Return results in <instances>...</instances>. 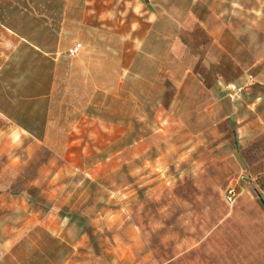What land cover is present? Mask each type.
I'll use <instances>...</instances> for the list:
<instances>
[{
  "label": "crops",
  "instance_id": "obj_1",
  "mask_svg": "<svg viewBox=\"0 0 264 264\" xmlns=\"http://www.w3.org/2000/svg\"><path fill=\"white\" fill-rule=\"evenodd\" d=\"M209 2L0 0V29H5L0 34L15 49L32 50L35 56H55L57 60L64 55L65 62L80 61L78 69L83 73L79 86L85 88L82 94L86 96L80 101L82 113L77 118L86 125L81 128L83 134H95L92 126L96 123L123 134L135 133L129 121L119 119L141 117L137 108L140 111L155 102L159 127L150 132V139L186 136L177 137L175 145L166 149L176 151V160L166 166L185 167L190 161L193 167L206 164L200 152L210 136L220 139L227 159L238 161L243 176L251 168L248 148L264 137L263 74L256 69L263 61L258 57L262 51L241 46L231 25L217 18ZM67 38L73 41L65 43ZM25 43L30 48L23 46ZM77 43L82 49L70 57L68 51ZM55 65L50 64L49 69L55 70ZM32 67H36L35 62ZM121 97L135 104L129 106L127 115L110 107ZM41 111L39 105H32L25 114L22 107L9 110L1 101L0 117H55ZM24 131L21 128V133ZM120 139H105L87 156L114 147ZM151 149L149 138L133 141L116 149L111 161L115 163V157L127 154L128 167L135 175L136 158L144 153L146 162V152ZM37 183L16 196L0 191V264H75L79 252L75 242L49 225L31 223ZM238 183L241 192L237 202L224 212V224L229 230L241 231L238 243L233 244L239 249L226 254L224 260L264 264V206L247 191L248 182ZM131 192L128 196L134 197ZM132 246H136L135 240L128 242L127 252L102 257L96 264H165L151 252L136 254ZM175 261L194 264L199 263V257L179 255Z\"/></svg>",
  "mask_w": 264,
  "mask_h": 264
},
{
  "label": "rangeland",
  "instance_id": "obj_2",
  "mask_svg": "<svg viewBox=\"0 0 264 264\" xmlns=\"http://www.w3.org/2000/svg\"><path fill=\"white\" fill-rule=\"evenodd\" d=\"M209 5L217 18L231 25L241 46L261 49L258 57L263 61L256 69L263 74L264 90V0H210ZM23 46L30 48L26 43ZM63 56L57 60L35 56L32 50L15 49L0 34V108L2 101L7 109L18 106L28 114L32 105H39L43 114L55 116L0 117V191L16 196L38 182L31 223L49 225L75 242L79 247L75 264H96L102 257L127 252L128 242L134 240L136 246L130 249L136 254L151 252L165 264H192L176 262L179 255L198 256L199 263L194 264H232L224 256L238 251L239 246L233 244L238 243L241 231L224 224V212L231 206L224 194L229 187L241 192L238 182H248L247 191L264 206V189L258 183L264 173V137L248 148L251 168L240 176L238 161L227 159L223 143L210 136L200 152L206 164L193 167L190 161L185 167L166 166L176 160V151L166 149L175 145L177 137L186 136L150 139V132L159 127L155 102L140 111L137 108L141 117L119 119L129 121L135 133L123 134L96 123L92 126L95 134H83L86 125L77 118L86 96L82 94L85 88L79 86L83 72L78 59L65 62ZM34 62L36 67H32ZM50 64H57L56 69L54 65L49 69ZM134 105L121 97L110 107L127 115ZM115 136L121 138L117 145L87 156L89 150ZM145 138L152 149L146 152V162L144 153L136 158L135 175L128 167L127 154L112 163L116 149ZM186 153L191 157V151ZM129 191L135 196L129 197Z\"/></svg>",
  "mask_w": 264,
  "mask_h": 264
},
{
  "label": "built area",
  "instance_id": "obj_3",
  "mask_svg": "<svg viewBox=\"0 0 264 264\" xmlns=\"http://www.w3.org/2000/svg\"><path fill=\"white\" fill-rule=\"evenodd\" d=\"M81 49H82V44L77 43L69 49L68 54L70 57H75L80 53ZM238 197H239V192L234 187H229L225 191L224 199L228 204L236 203Z\"/></svg>",
  "mask_w": 264,
  "mask_h": 264
},
{
  "label": "trees",
  "instance_id": "obj_4",
  "mask_svg": "<svg viewBox=\"0 0 264 264\" xmlns=\"http://www.w3.org/2000/svg\"><path fill=\"white\" fill-rule=\"evenodd\" d=\"M262 179H264V173L261 177H258V183L260 184L261 188L264 189V181Z\"/></svg>",
  "mask_w": 264,
  "mask_h": 264
}]
</instances>
